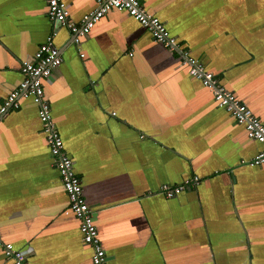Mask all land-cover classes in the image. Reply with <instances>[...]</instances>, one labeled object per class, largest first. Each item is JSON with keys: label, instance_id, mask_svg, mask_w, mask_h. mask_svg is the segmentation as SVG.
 Wrapping results in <instances>:
<instances>
[{"label": "crops", "instance_id": "1", "mask_svg": "<svg viewBox=\"0 0 264 264\" xmlns=\"http://www.w3.org/2000/svg\"><path fill=\"white\" fill-rule=\"evenodd\" d=\"M78 23L92 0H64ZM180 47L264 126V0H139ZM45 0H0V105L52 29ZM61 63L43 82L109 264H264L262 145L125 12L110 10L78 46L53 38ZM197 176L174 197L157 193ZM36 105L0 117V264L4 243L25 264H92L65 214Z\"/></svg>", "mask_w": 264, "mask_h": 264}, {"label": "built area", "instance_id": "2", "mask_svg": "<svg viewBox=\"0 0 264 264\" xmlns=\"http://www.w3.org/2000/svg\"><path fill=\"white\" fill-rule=\"evenodd\" d=\"M94 8L82 15L78 23L69 19L68 6L64 0H45L46 16L52 23V29L34 54L21 62L20 72L23 79L9 91L0 105V117L10 109H16L21 99H30L37 108V117L41 131L45 136L52 163L57 169L60 182L68 198L65 214H71L78 220V229L84 244L91 247L92 264H109L108 257L98 237L94 223L93 210L86 203L82 193L80 178L73 169L72 159L66 153L63 140L53 121L50 105L44 95L43 82L61 63L59 49L53 38L59 26H65L72 35V42L79 45L100 18L110 10L125 12L162 44L170 53L178 57L180 66L187 73L207 88L217 107L228 112L238 124H241L246 135L262 145V148L246 160L249 166L264 165V126L252 111L242 103L232 91L226 88L217 76L206 70L202 62L192 56L189 50L179 46L176 38L169 34L165 24L157 16L148 12L139 0H92ZM199 178L193 176L184 179L180 184H161L159 194L171 198L186 188L191 187ZM4 256L13 264H25L27 249L15 248L11 243H4Z\"/></svg>", "mask_w": 264, "mask_h": 264}]
</instances>
